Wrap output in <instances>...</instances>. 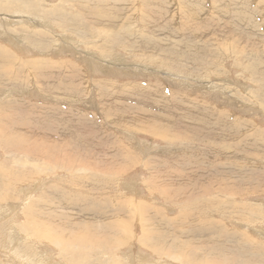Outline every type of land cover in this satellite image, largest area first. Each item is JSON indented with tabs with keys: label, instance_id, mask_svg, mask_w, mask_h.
I'll use <instances>...</instances> for the list:
<instances>
[{
	"label": "rangeland",
	"instance_id": "rangeland-1",
	"mask_svg": "<svg viewBox=\"0 0 264 264\" xmlns=\"http://www.w3.org/2000/svg\"><path fill=\"white\" fill-rule=\"evenodd\" d=\"M0 186V264H264V0H0Z\"/></svg>",
	"mask_w": 264,
	"mask_h": 264
},
{
	"label": "bare ground",
	"instance_id": "bare-ground-1",
	"mask_svg": "<svg viewBox=\"0 0 264 264\" xmlns=\"http://www.w3.org/2000/svg\"><path fill=\"white\" fill-rule=\"evenodd\" d=\"M115 3V2H114ZM135 4H137V3H135ZM166 4V3H165ZM157 5V4H156ZM167 5H169V4H167ZM140 6V5H139ZM175 6V5H174ZM182 6H183V4H182ZM185 6H186V4H185ZM182 8V7H181ZM150 9V8H149ZM152 9V8H151ZM128 10H130V9H128ZM139 10V9H138ZM165 10V9H164ZM180 10V9H179ZM182 10V9H181ZM147 11V10H146ZM176 11V10H175ZM184 12H185V10H183ZM136 13V12H135ZM151 14V13H150ZM153 14V13H152ZM173 14V13H172ZM54 15V14H53ZM113 15V14H112ZM147 15V14H146ZM171 15V14H170ZM196 15V14H195ZM105 16V15H104ZM143 16V15H142ZM145 16V15H144ZM173 16V15H172ZM171 17V16H170ZM107 18H109V17H107ZM150 18H151V16H150ZM197 18H198V16H197ZM205 19V18H204ZM67 20V19H66ZM161 21V20H160ZM142 22V21H141ZM162 22V21H161ZM44 23V22H43ZM45 25V24H44ZM151 27H153L152 25H151ZM187 28V27H186ZM74 29V28H73ZM153 29V28H152ZM70 34V33H69ZM17 38V37H16ZM38 44V43H37ZM4 53V52H3ZM22 57V56H21ZM7 57H5V59H6ZM2 59V58H1ZM9 60V59H8ZM12 61V60H11ZM11 63H13V62H11ZM88 65V64H87ZM120 65V64H119ZM54 67V66H53ZM168 97V96H167ZM155 100V99H154ZM154 102V101H153ZM38 103V102H37ZM54 108V107H53ZM206 109V108H205ZM164 111H165V109H163ZM160 111V110H159ZM59 112V111H58ZM202 113H203V111H202ZM90 114V113H89ZM201 115V114H200ZM196 116V115H195ZM60 118V117H59ZM134 119V118H133ZM229 122V121H228ZM142 123V122H141ZM192 126V125H191ZM196 126V125H195ZM148 127H149V125H148ZM151 127H152V125H151ZM156 128V127H155ZM164 133H166V132H164ZM4 134H6V133H4ZM25 135V134H24ZM20 137H21V135H20ZM24 137V136H23ZM27 138V137H26ZM49 138V137H48ZM176 138V137H175ZM194 138V137H193ZM200 138V137H199ZM195 139H197V138H195ZM20 141H22V140H20ZM37 141V140H36ZM64 141V140H63ZM10 142V141H9ZM14 142V141H13ZM234 142H236V141H234ZM239 143V142H238ZM22 144V143H21ZM237 144V143H236ZM244 145V144H243ZM18 146V145H17ZM245 150L243 151V152H236V153H240L241 155H245V154H247V153H251V151H252V153L251 154H256V152L254 151V148L253 147H251L250 146V148H248V147H246L245 146ZM238 151V150H237ZM238 156V155H237ZM233 165V164H232ZM2 182V181H1ZM1 187V186H0ZM102 209V208H101ZM240 211V210H239ZM30 214H31V212H30ZM33 215H34V213H32ZM31 214V215H32ZM37 214V213H36ZM48 216V215H47ZM59 217L61 216V215H58ZM35 217V216H34ZM58 217V218H59ZM37 218H38V215H37ZM34 220H36L35 218H33ZM111 219V218H110ZM34 220H32V221H34ZM49 220V219H48ZM180 220V219H179ZM208 220V219H207ZM38 221V220H37ZM201 221V220H200ZM4 222V221H3ZM58 222V221H57ZM39 223H40V221H39ZM63 223V222H62ZM43 224L44 223H42V226H43ZM212 224V223H211ZM11 225V224H10ZM25 225V224H24ZM31 224H29V226H30ZM32 225H34V224H32ZM31 225V226H32ZM40 225V224H39ZM47 225H48V223H47ZM145 225V224H144ZM36 226H38V225H36ZM45 226V225H44ZM52 226V225H51ZM27 227V226H26ZM33 227V226H32ZM35 227V226H34ZM19 228V227H18ZM20 228H21V226H20ZM23 229H24V227H22ZM43 228V227H42ZM46 228V227H45ZM62 228V227H61ZM23 229H22V231L21 232H23ZM31 229V228H30ZM36 229H38V228H36ZM35 229V230H36ZM50 229V228H49ZM48 229V230H49ZM31 230H33V229H31ZM27 231V230H26ZM40 232H41V229H40ZM31 233V232H30ZM37 233V232H36ZM35 233V234H36ZM45 233H48V232H45ZM51 233V232H50ZM59 234V233H58ZM27 235V234H26ZM32 235H33V233H32ZM39 235V234H38ZM63 235V234H62ZM109 235V234H108ZM50 236V235H49ZM56 236H61V234H59V235H56ZM42 237V236H41ZM48 237V236H47ZM98 237V236H97ZM30 238H32V237H30ZM49 238V240L51 239L50 237H48ZM58 238H60V237H58ZM108 238V237H107ZM40 239V238H39ZM57 239V238H56ZM102 239V238H101ZM31 240H33V239H31ZM42 240H44V239H42ZM41 240V241H42ZM59 240V239H58ZM100 240V239H99ZM36 241H38L39 242V240H36ZM51 241V240H50ZM6 242V241H5ZM4 242V243H5ZM33 242V241H32ZM58 242V241H57ZM59 242H60V240H59ZM39 243H41V242H39ZM45 243V242H44ZM61 243V242H60ZM54 244V243H53ZM31 245V244H30ZM34 245V244H33ZM55 245H56V243H55ZM8 246V245H7ZM36 246V245H35ZM50 246H51V244H50ZM184 246V245H183ZM34 247V246H33ZM38 247V246H37ZM187 248V247H186ZM34 251V250H33ZM13 253V252H12ZM30 253V252H29ZM47 253V252H46ZM8 254V253H7ZM44 254V253H43ZM18 255H20V254H18ZM42 255V254H41ZM46 255V254H45ZM32 256V255H31ZM40 256V255H39ZM43 256V255H42ZM47 256V255H46ZM36 257V256H35ZM38 257V256H37ZM44 257V256H43ZM41 258V257H40ZM48 258V257H47ZM34 259V258H33ZM35 260V259H34ZM38 260V259H37ZM52 260V259H51ZM39 261H40V259H39ZM42 261L44 262L43 264H49L48 262V259H47V261L45 262V260L42 258ZM37 264V262H33V261H29V264ZM40 263V262H39ZM41 264V263H40ZM66 264V263H65ZM69 264V263H68ZM203 264V263H202ZM205 264V263H204Z\"/></svg>",
	"mask_w": 264,
	"mask_h": 264
}]
</instances>
